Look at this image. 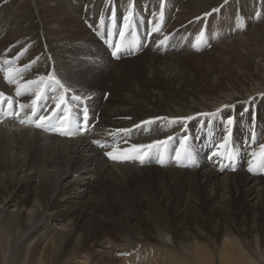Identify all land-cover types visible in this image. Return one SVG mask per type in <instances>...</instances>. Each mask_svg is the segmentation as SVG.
Here are the masks:
<instances>
[{"label":"bare ground","instance_id":"1","mask_svg":"<svg viewBox=\"0 0 264 264\" xmlns=\"http://www.w3.org/2000/svg\"><path fill=\"white\" fill-rule=\"evenodd\" d=\"M215 1L0 0V14L5 22L0 33V93L12 99L13 113L19 112V116L13 114L9 118L0 115V242H5L0 244V256L8 259V264H45L47 256L50 264H69L81 254L90 258V252L96 249L100 251L94 253L97 260L93 264H208L206 248L198 242L202 230L192 220L199 204L206 200L222 223L236 222L242 227L249 220L246 211L257 213V229L244 244L229 230L217 231L221 260L218 264H259L249 255L264 254V174L259 169L248 170L255 159V152L251 153L248 145L261 134L258 143L264 144V123L255 124L246 135L239 125L241 120L245 123L246 118H254L253 114L245 109L237 115L233 110L240 105L246 108L254 101L264 104V58H249L252 69L235 70L230 79L210 73L218 64L248 60L242 55L247 51L244 47L234 56L211 37L206 46L210 48L205 52L196 51L200 47L197 43H189V38L194 37L191 28L198 26L197 17L191 18L212 9L219 0ZM130 8L142 24L139 34L147 30L148 36L143 38L138 52L123 53L113 60L102 43L98 26L104 24L105 36L110 17L117 29V20H122ZM29 9L36 15L34 20ZM40 16L46 17L43 26ZM88 24L98 28L88 30ZM157 25L160 31L154 32ZM44 31L48 40L42 38ZM168 39L172 42L165 45ZM234 39L243 42L245 36L237 34ZM36 44L48 49L47 65L32 56ZM18 54L22 55L21 60ZM193 64H204L209 78L201 83L205 88L199 85L185 89L179 85L180 74ZM8 69L13 71L9 73ZM49 73L65 85L66 102L73 112L79 109L72 96L79 95L87 105L90 120L84 134L66 137L19 122L31 116V101L39 91L27 86L31 90L26 92L27 81ZM6 75L15 78L6 79ZM221 83L224 85L214 89ZM118 85L135 90L132 94H116ZM18 88L24 94L17 96ZM7 104L5 99L0 107L4 110ZM53 108L55 103L50 102L44 114L49 115ZM164 117L193 119L179 124L156 119ZM228 118L233 119L230 126H226ZM146 120L153 123L142 125ZM216 121L220 126L214 130ZM208 127L209 135L200 144L209 149L205 159L187 166L178 165L174 158L169 160V147L183 136L188 137L190 145H199L197 133ZM118 129L130 131L125 135ZM226 134V149L234 151L231 160L226 155L213 156L214 151L225 153L226 149L214 146L222 143ZM169 136L175 139L151 150V162L145 158L141 163L135 151L119 152L132 144H150ZM94 141L108 146L101 147ZM203 146L195 152V158H201ZM109 151L121 158H109L105 155ZM157 151L166 156L164 163L156 162ZM245 156L246 165L234 169ZM145 173L156 179L162 198L160 208L179 217L172 227L152 219L156 210L149 211L147 205L136 207L127 200L125 188L129 184L134 190L141 189L137 178ZM192 178L202 184L203 199L195 191ZM114 208L117 214L112 216ZM102 213H108V218L100 219ZM133 216L145 218L144 224L132 221ZM92 219L96 221L91 225ZM97 236L100 238L95 240ZM38 254L41 255L33 258ZM243 257L246 261L240 262Z\"/></svg>","mask_w":264,"mask_h":264},{"label":"rangeland","instance_id":"2","mask_svg":"<svg viewBox=\"0 0 264 264\" xmlns=\"http://www.w3.org/2000/svg\"><path fill=\"white\" fill-rule=\"evenodd\" d=\"M7 6L8 5H4L3 8H7ZM214 9L217 11L214 12L213 11ZM28 11L32 12V15L30 18L34 20L36 15L33 13V11L31 9H29ZM206 14H208V15H206ZM196 17H197V19H196ZM28 18H29V16H28ZM44 18H46V17H42V16L39 17V20H40L42 26L45 25ZM133 19H135L136 23H139L138 18L133 16ZM191 19H196L197 23H198L197 24L198 26L195 30L191 28V34L194 32V37H191V39L189 38L190 44H193L195 42L200 46L199 48L196 49V51L205 52L207 48H210V46L206 47L207 43L211 41L210 37L214 41V43H218L219 47L221 46L220 48H225V50H227L229 53H232V55H234V56L237 55V53L239 52L238 49H240L241 47H244L243 50H247L244 53H242L243 56H245L246 58L248 57L247 61H245V60L243 61V60L239 59V60H237V62H232L229 65L221 63V64H218V66H213L210 70V73L216 74L218 76V78L223 77L224 79H230L235 75V70H251L253 65H252L251 61L249 60V58L252 59L255 56H262V58H264V0H219V1H217V3H215L213 5L212 9L208 10L207 12L200 13V14H198V16L197 15L193 16ZM117 21H118V23H120L119 25L123 24V21L121 19L117 20ZM37 23L38 22H36V20H35V25H37ZM148 24H150V23H148ZM4 25H5V22H4L3 16H2V14H0V33L2 32ZM258 25H260V26H258ZM88 26H87L88 30L96 28V25H93V24H88ZM161 26H162V23H161ZM247 28H249V29H247ZM199 31H200V34L203 33L202 37L200 36ZM250 31L252 33L253 32L254 33L252 34ZM47 34L48 33L46 31L43 32V34H42L43 40H48ZM198 34H199V36L196 39L195 37ZM237 34H238V36L243 34L245 36V40L243 42L242 41L238 42V40L234 39V37H236ZM208 38H209V40L207 41ZM179 40H180V42H183L182 40H184V39L182 38V34L179 35ZM171 42H172L171 39L170 40L168 39L167 41H165V45L168 43H171ZM225 42H226V44H225ZM232 44H234V45H232ZM200 48H201V50H199ZM33 54H34V56H33ZM20 56H22V55L18 54L17 58L20 59ZM32 56L34 58H36L37 61L40 62V64L47 65V62H49V51H48V49H43L40 44H36L34 47H32ZM142 58H145V56H143ZM3 59H5V58H3ZM6 60L7 59H5V61ZM239 62H241V63H239ZM136 63H135V65H136ZM56 64L54 66H56ZM238 65L241 66V69H238V68H240V67H238ZM203 66H204V64L201 66L195 65V64L188 65L186 67L185 71H183L180 74V77L178 79L179 85L185 89L196 88L199 85L201 87L205 88L206 85L201 84V83H203V81H205V79H209V78H208V75H207L205 69L203 68ZM136 69H137V67H136ZM0 72H1V70H0ZM102 76L105 79V75H102ZM127 82L130 83V80H127ZM221 85H224V83H221L220 85L219 84L215 85L214 89H218L219 86L221 87ZM103 86L104 85L102 84L100 86V88H102ZM167 87H170V86L167 85ZM116 89H117V90H115L116 94H117V92H119L121 94H132V92H134V90H135L133 87L128 86V85H118V86H116ZM124 89H127V90H124ZM245 109L247 111L251 112L253 114L254 118H246L245 121H247V122H245V123H243L244 121L241 120L242 123L239 125V129L241 130V132H242V130L245 129L246 135H249V132H251V130L254 128L255 124L261 125L262 123H264V120H262L264 118V104H262V106H260L259 101H254L246 108L240 105L233 111L235 112V114L239 115V114H242L243 112H245L246 111ZM229 116H230V114L226 115L225 117H229ZM192 122L194 125V121H192ZM213 124H214V128H215L214 130L218 129L220 126L219 121H216ZM261 126L264 127V125H261ZM195 129L196 128L193 127V130H195ZM197 135H199V139H200L199 142L200 143H199V145L197 143L191 144V147L194 149V152H196V151L200 152V148L203 146V145L200 146V144L203 143L205 141V139H207V136L209 135V127L207 128V130L203 129L202 131L198 132ZM261 136H262V134L259 135V137L257 139H254L252 142H250V144L248 145V150L249 151L251 150V153L255 152V159L253 162L254 164L252 166L254 170L258 169L257 165L260 163V160H261V151L262 150L260 148V145H264L263 143H258L259 138ZM242 139H244V137ZM238 140H239V138H238ZM190 142L191 141H188V144H190ZM177 148H179V141H177L173 147H171V148L169 147L170 150L168 149V153H166V156H168L169 160H172L174 158L175 149H177ZM241 148H243V147H241ZM256 148H258V149L256 150ZM203 149H204L203 151H205V152L202 153L201 158H195V156H194V160H196L197 163H199L200 159L201 160L205 159L206 154L209 151V149L206 150V148L204 146H203ZM244 155H246V153ZM245 159H246V156L243 157L239 166L235 167L234 169L238 170V169L242 168L244 164L246 165L247 159L246 160ZM200 167H201V165H200ZM259 171L264 174V169H259ZM137 179L139 180V182L142 183V188L139 190H134L128 184V186L125 188V194L127 196V200L129 202H131L136 207L139 206L140 208H142L145 205H147L149 211H152L151 209H153V211L156 210L155 215L151 216L152 219L158 223H163L162 221H164L165 224L172 227L174 225L175 221H177V218H179V217L172 216V215H170V213L168 214L160 208L159 203H162V198L159 194V189L156 186L155 177L148 176L147 173H145L144 175L142 174L141 176H139ZM192 179H194V180H192ZM192 179H191V182L194 183L193 185L195 186V191L198 192L199 196H201V198L203 199V196H205V192L203 190L202 184L198 183L195 178H192ZM263 185H264V183H263ZM115 188L117 189V186ZM171 189L172 188H170V191H171ZM209 204H210L209 200H206L205 202L200 203L199 204V211L194 214L192 220H196V222H197L196 225H198L202 230V236L200 238H198V242H200L206 248L205 256H208V258H209L208 264H218V263H220L221 260L219 259L220 243H219V240L216 239V236H215V235H217V231L219 233L222 230H229L232 235H235L236 238L238 240H240L241 242H243V244H244L250 239L251 232H253L254 229H257V225L255 222L256 217H257V213H256V211H249V212L246 211L245 216L249 217V220L241 227V225H237L236 222L222 223V222L218 221V219H217V217H215L213 211L211 209H209ZM152 207H154V208H152ZM241 209H243L245 211L244 206H243V208L241 207ZM111 214H112V216L117 214L116 208L111 210ZM99 218L100 219L101 218H108V213H102L101 217H99ZM132 218L135 219V220L131 219L132 221H136L137 223L139 222L141 224H144L145 218H142L140 216H133ZM189 219H191V218L189 217ZM168 220H170V222H168ZM95 221H96V219H92L90 221V224L92 225ZM0 229H3V228L1 227ZM257 235L258 236L261 235V231H258ZM98 238H100V237L97 236V238H94V239L97 240ZM4 243L5 242H3V241L0 242V244H4ZM131 248H132V246H131ZM90 251L91 250H89L88 252H90ZM97 251H100V250L96 249V252L95 251L94 252L92 251L93 253L90 252L91 253V254L89 253L90 258L86 257L85 254H81L78 256L79 259L76 258V259L72 260L71 263H69V264H93V262L95 260H97L96 259ZM245 251H247V249ZM250 251H252V250L250 249ZM255 253H253V254L250 253V255L252 254V256L249 255V258L251 260H255L254 262H256V263L264 264V257H263L264 254L260 255L258 252H255ZM39 255H41V254H38V255L34 256L33 258H38ZM91 255H92V257H91ZM93 256H94V258H93ZM48 257L49 256L46 257V262H44L45 264H50V257L49 258ZM244 260L246 261L245 257H243L240 260V262L244 261ZM79 261H80V263H79ZM0 264H8V259L4 260V258L2 259V257L0 256ZM97 264H100V263H97ZM238 264H240V263H238Z\"/></svg>","mask_w":264,"mask_h":264},{"label":"snow or ice","instance_id":"3","mask_svg":"<svg viewBox=\"0 0 264 264\" xmlns=\"http://www.w3.org/2000/svg\"><path fill=\"white\" fill-rule=\"evenodd\" d=\"M164 4H161V9H163ZM214 12L217 10H213ZM208 15V14H206ZM163 16V12H161V18ZM133 19V11L130 8L127 15L122 17L123 24L118 31V35L120 37L119 41H116L112 44L113 51L111 55L114 58L119 59L122 50L126 49H134L135 43L132 42L130 45L129 42L126 41V32L131 28ZM154 32L160 31V26L157 25L154 29ZM203 36V33L200 34ZM195 46V45H194ZM27 67V66H26ZM13 70L8 69V72L11 73ZM19 75V72L16 73ZM6 79H14L15 77L6 75ZM27 86H35L39 89L35 93V99L31 101V116L28 117L27 120L21 119L19 122L21 124L30 123L33 124L37 128H42L44 130L56 132L61 136H75L83 134L89 126V111L86 104H84L81 100L79 95H74L71 97L72 101L77 102V106L79 111L73 112L71 108H69L68 103L66 102L65 93L67 89L65 85L61 82L60 79L56 78L53 73H49L47 76L40 75L37 77L36 80H29L27 81V85L25 86V91H30ZM58 93V95H57ZM20 89H17V96L22 95ZM8 101L7 107L9 112L11 113L12 110V99L10 97H5L3 93H0V106L3 105L4 100ZM50 102L55 103V108L52 109L49 115H45L44 113L47 112ZM25 105H20V108H24ZM219 111V110H218ZM82 113V114H81ZM4 111L3 108L0 107V115H3ZM16 116H19V112L12 113ZM200 115L203 116H212L215 113H202ZM156 119H165L168 120L169 123L172 124H179L183 121H190L193 117H176V118H156ZM153 123V120H146L142 122V125H150ZM233 124V119L228 118L226 121V126H230ZM139 127V126H138ZM227 133V127H226ZM118 133H122L127 135L129 133V129H118L116 130ZM174 137H167L165 140H157L150 144H132L130 147L119 149L120 153H128V152H136L137 157L139 158L141 163L145 162V158H147L148 162H151L152 153L151 150L153 148H157V146H166L170 141H173ZM188 137L183 136L179 139V148L175 149V156L174 159L176 160L178 165H189L194 163V156L195 152L194 149L191 147L190 144L187 143ZM126 143V141H124ZM101 147H107L108 145H100L99 141H94ZM228 144V134H226L223 138V142L215 145L214 147L218 149H226V145ZM261 148V160L260 163L257 165L258 169H264V145H260ZM183 150V151H182ZM111 159H120L121 157L117 154H114L113 151L105 152ZM218 155H226L228 159H232L234 157V151L232 149H226L225 153L221 154L218 151L213 152V156ZM255 156V154H253ZM128 159L130 157H124ZM164 153L157 151L156 153V162L157 163H164ZM234 170V169H233ZM250 172L254 171L253 167L249 166L248 169Z\"/></svg>","mask_w":264,"mask_h":264}]
</instances>
